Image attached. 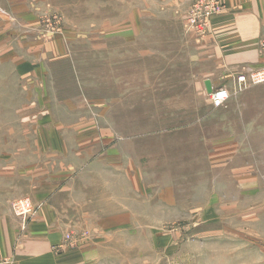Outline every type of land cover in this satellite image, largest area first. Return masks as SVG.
Returning <instances> with one entry per match:
<instances>
[{
    "label": "rangeland",
    "instance_id": "obj_1",
    "mask_svg": "<svg viewBox=\"0 0 264 264\" xmlns=\"http://www.w3.org/2000/svg\"><path fill=\"white\" fill-rule=\"evenodd\" d=\"M191 1L0 0V208L39 161L97 264L262 261L264 84L212 107Z\"/></svg>",
    "mask_w": 264,
    "mask_h": 264
},
{
    "label": "crops",
    "instance_id": "obj_2",
    "mask_svg": "<svg viewBox=\"0 0 264 264\" xmlns=\"http://www.w3.org/2000/svg\"><path fill=\"white\" fill-rule=\"evenodd\" d=\"M218 1L223 10L211 18L209 35L198 41L195 56L197 61L206 64L205 71L200 73L204 90L206 81L210 82L211 89H228L241 72L264 66L260 49L264 42V0ZM232 97L221 108L226 107ZM45 169L39 161L30 162L26 169H18L11 184L5 185L10 191L7 190L0 208V264H97L100 239L95 236L91 242L83 241L55 251L62 245L64 233L72 226L65 216L69 213L76 218L79 214L69 206L64 212L60 210L62 198L58 192L64 191L65 187L61 181L54 184L52 172ZM21 197L30 198L39 206L26 225L13 216L8 207L11 200ZM255 221L264 224V213ZM101 226L108 230L117 224L108 222ZM256 241L264 253L263 230L257 233ZM259 264H264V258Z\"/></svg>",
    "mask_w": 264,
    "mask_h": 264
},
{
    "label": "built area",
    "instance_id": "obj_3",
    "mask_svg": "<svg viewBox=\"0 0 264 264\" xmlns=\"http://www.w3.org/2000/svg\"><path fill=\"white\" fill-rule=\"evenodd\" d=\"M222 10L223 5L218 0H193L186 14V25L188 29L203 39L207 36L208 24L211 18L220 14ZM261 51L264 52V42L261 43ZM233 83V92H242L249 87L264 84V66L241 72L235 76ZM207 95L213 108H221L226 105L232 93L227 88L219 87L212 89L211 93ZM11 205L14 215L22 220H25L34 212L28 198L15 200ZM79 241L75 238L74 232H71L64 237V247L76 245ZM5 264L8 263L5 262Z\"/></svg>",
    "mask_w": 264,
    "mask_h": 264
},
{
    "label": "water",
    "instance_id": "obj_4",
    "mask_svg": "<svg viewBox=\"0 0 264 264\" xmlns=\"http://www.w3.org/2000/svg\"><path fill=\"white\" fill-rule=\"evenodd\" d=\"M204 85H205V91H206V93L207 94H210L211 93V85H210V82L209 81H206L205 83H204Z\"/></svg>",
    "mask_w": 264,
    "mask_h": 264
}]
</instances>
